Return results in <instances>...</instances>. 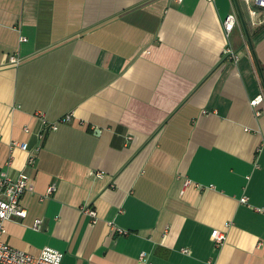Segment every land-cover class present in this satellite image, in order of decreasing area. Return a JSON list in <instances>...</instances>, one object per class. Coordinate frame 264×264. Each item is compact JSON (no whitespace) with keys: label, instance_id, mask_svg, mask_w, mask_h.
Returning a JSON list of instances; mask_svg holds the SVG:
<instances>
[{"label":"crops","instance_id":"obj_1","mask_svg":"<svg viewBox=\"0 0 264 264\" xmlns=\"http://www.w3.org/2000/svg\"><path fill=\"white\" fill-rule=\"evenodd\" d=\"M260 94L244 0H0V173L33 183L4 239L62 264H264Z\"/></svg>","mask_w":264,"mask_h":264},{"label":"built area","instance_id":"obj_2","mask_svg":"<svg viewBox=\"0 0 264 264\" xmlns=\"http://www.w3.org/2000/svg\"><path fill=\"white\" fill-rule=\"evenodd\" d=\"M182 1V0H178ZM246 7L248 8L251 23L253 25H259L264 22V16L260 14V10L264 11V0H244ZM239 23V16L237 10H233L224 20V30L226 36L229 37L236 25ZM22 41H26L27 38L22 37ZM226 55L230 56L234 60H238V55L234 54L232 50H226ZM11 62L20 63L19 57L12 56ZM264 101V94L258 95L251 101V105L254 108H258L260 104ZM257 115H261L260 111H257ZM71 116H66L62 119V122L69 121ZM59 126V122L48 124V128L56 130ZM43 137V136H42ZM19 147L26 149L27 145L24 143L14 142L11 149ZM264 147V142L262 148ZM12 156L7 162V166L12 165ZM36 162V154L34 152L30 153L27 165L33 166ZM96 176H103L102 173H96ZM0 264H62L64 260V253L52 248L44 247L38 254H30L28 252L22 251L18 248L10 245L4 236L7 233L6 223L14 218L24 219L28 215L27 209L22 205V199L24 194L33 189V183L30 175L22 171L17 176H11L8 171H3L0 173ZM189 183V182H187ZM56 190V186H51L48 189L47 195L53 194ZM244 202L247 198L243 199ZM82 211L92 218L93 223L98 221V212L93 206H85ZM43 221L37 220L34 224L35 230H41ZM111 227L116 230L114 226ZM118 233L126 234L127 231L123 229H117ZM212 239L216 246H221L226 241V234L220 230H215L212 235ZM188 253V250H184ZM144 253L141 257H144Z\"/></svg>","mask_w":264,"mask_h":264}]
</instances>
